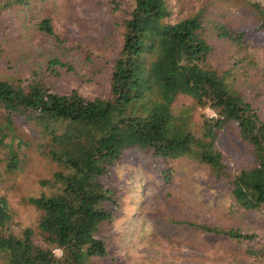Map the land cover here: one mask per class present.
<instances>
[{
  "label": "trees",
  "instance_id": "trees-1",
  "mask_svg": "<svg viewBox=\"0 0 264 264\" xmlns=\"http://www.w3.org/2000/svg\"><path fill=\"white\" fill-rule=\"evenodd\" d=\"M242 1L254 10L258 29H264V3ZM127 3L107 96L62 92L48 76L0 78V106L6 112L5 123H0V162L9 173L18 171L27 160L20 153L22 144L35 142L57 167L50 179L41 181L46 190L30 198L42 212L35 229L12 231L9 201L0 196L1 264H93L108 256L102 232L123 207L116 167L135 151L144 152L166 178L172 177L171 164L181 159L207 166L208 188L226 186L239 211L264 220V117L236 85L233 69L220 68L205 11L179 17L171 0ZM32 7L33 0H0V17L8 9L28 13ZM213 25L216 36L230 42V57L238 63V54L250 49L248 31L219 21ZM38 28L60 40L51 18H41ZM252 65L243 67L244 73ZM61 66L62 60L51 59V75L58 77ZM180 95L215 115L202 113L194 120L192 106L175 107ZM14 114L37 129L34 141L20 139L15 146ZM231 126L250 146L251 166L234 168L219 148ZM179 223L237 242L261 238L236 227ZM250 251L264 255V250Z\"/></svg>",
  "mask_w": 264,
  "mask_h": 264
},
{
  "label": "rangeland",
  "instance_id": "rangeland-1",
  "mask_svg": "<svg viewBox=\"0 0 264 264\" xmlns=\"http://www.w3.org/2000/svg\"><path fill=\"white\" fill-rule=\"evenodd\" d=\"M171 1L179 17L205 11L220 68L233 69L236 85L254 100L264 117V29H258V17L251 6L242 0ZM127 5V0H33L28 13L16 8L6 10L0 17V78L48 76L62 92L107 96ZM43 17L51 18L60 40L38 28ZM218 21L248 31L250 49L238 54V63L230 57V42L216 36L213 22ZM53 58L65 63L58 67V77L49 69ZM250 61L254 65L246 74L243 67ZM187 106L193 107L194 120L202 113L215 115L212 109H202L190 97L180 95L175 107ZM5 119L6 112L0 106V123ZM13 119L19 135L15 146L20 139L34 141L37 129L17 114ZM236 133L235 126L225 130L218 146L234 168L251 166V148ZM35 147V142L22 144L20 153L26 154L27 160L14 173L7 172L0 162V196L9 201L13 215L10 229L15 233L37 227L42 212L30 198L46 190L41 181L50 179L57 170L52 160ZM171 165L172 177L166 178L144 152L135 151L116 167L123 207L102 232L108 242V256L95 258L93 264H264V255L258 252L264 250V220L239 211L226 186L208 188L207 166L189 159ZM180 221L236 227L255 231L261 238L237 242L204 234Z\"/></svg>",
  "mask_w": 264,
  "mask_h": 264
},
{
  "label": "built area",
  "instance_id": "built-area-1",
  "mask_svg": "<svg viewBox=\"0 0 264 264\" xmlns=\"http://www.w3.org/2000/svg\"><path fill=\"white\" fill-rule=\"evenodd\" d=\"M58 251H59V252L56 251V253H57L58 255H61V251H60L59 249H58Z\"/></svg>",
  "mask_w": 264,
  "mask_h": 264
}]
</instances>
